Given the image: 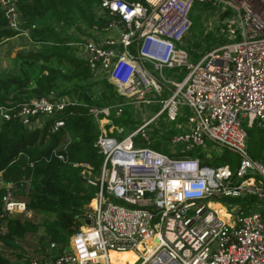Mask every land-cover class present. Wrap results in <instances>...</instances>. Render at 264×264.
Masks as SVG:
<instances>
[{"label":"built area","instance_id":"obj_1","mask_svg":"<svg viewBox=\"0 0 264 264\" xmlns=\"http://www.w3.org/2000/svg\"><path fill=\"white\" fill-rule=\"evenodd\" d=\"M195 1L228 14L218 20L225 41L190 62L182 45ZM16 2L0 0L13 30L20 22ZM94 16L100 21L79 23L82 31L70 45L89 80L108 81L121 99L88 108L98 129L93 146L102 159L96 174L86 162L72 163L93 188L82 224L61 249L54 242L45 249L38 245L28 264H110L108 252L122 250L135 253L132 264H264V162L249 157L243 126L264 127V0H98ZM19 35L29 42L26 31ZM172 67L185 72L179 79L166 77L162 71ZM79 104L53 90L19 103L0 102V125L16 117L35 129L49 120L54 132L63 126L58 114ZM140 105L158 108L115 136L110 114L118 117L124 107L133 113ZM161 116L180 129L165 134L167 153L150 146V131ZM68 141L52 156L64 161L59 151ZM206 144L233 153L236 166H209L207 154L191 155ZM29 189L30 177L11 181L0 175L1 232L8 218L33 217L25 203ZM214 196L254 197L256 209L222 208L224 219L211 207L218 203L208 201Z\"/></svg>","mask_w":264,"mask_h":264},{"label":"trees","instance_id":"obj_2","mask_svg":"<svg viewBox=\"0 0 264 264\" xmlns=\"http://www.w3.org/2000/svg\"><path fill=\"white\" fill-rule=\"evenodd\" d=\"M97 4L98 0H17L20 14L18 30L6 26L0 9V43L24 30L32 44V49L25 53L17 51L13 56L14 68L0 75V102L19 103L31 97L44 96L49 90L58 89L64 84L68 86L60 88L58 94H68L80 102L58 114L57 118L63 120V126L54 132L48 130L49 120L35 129H27L16 117L0 125L2 179L17 181L22 176L30 177V189L25 195L27 208L54 214L51 221L42 224L20 221L16 217L8 218L4 223V232L0 233V241L10 247H15L13 239H20L27 232L35 234L38 227L42 226V233L37 237L40 248L44 249L49 242H54L61 249L67 237L82 224V216L92 197L93 188L80 175L81 167L73 166L72 163L86 162L93 174L98 172L102 158L93 146L98 129L88 108L113 103L120 100L121 96L108 81L89 80L90 74L86 66L82 59L74 55V49L70 45L78 38L69 29L73 26L80 33V25L89 26L99 22L94 16ZM213 9L208 1L192 3L188 14L190 27L184 44L193 52V57L201 55L207 47L217 46L225 41L222 35L203 33L201 13ZM226 14L228 12H222L218 17L223 19ZM215 41L221 42L210 45V42ZM92 84L101 85L102 91L92 94L88 90ZM127 115L129 112L124 107L118 117L111 113L110 121L118 122ZM181 117L177 120L182 121ZM263 128L252 125L246 130V150L254 160L264 159ZM177 131L180 129L170 128L167 134ZM150 134L154 137L150 146L166 152L167 136H158L155 128L151 129ZM65 137L69 141L59 151L64 158L61 161L52 156L51 152ZM223 155L222 162L229 164L231 168L236 166L237 159L233 153L224 150ZM214 163L218 164L220 161ZM121 259L124 264L134 261L129 254H122ZM0 264H6L1 256Z\"/></svg>","mask_w":264,"mask_h":264},{"label":"rangeland","instance_id":"obj_3","mask_svg":"<svg viewBox=\"0 0 264 264\" xmlns=\"http://www.w3.org/2000/svg\"><path fill=\"white\" fill-rule=\"evenodd\" d=\"M218 20H220V19L218 17V14L216 13L215 9L211 10L210 12L201 13V27L203 28V33H210L211 36H216V35H222V36L224 35L225 36L224 29L219 24ZM71 28H70L71 34L76 35L77 32L74 31L75 30L74 27L72 30H71ZM67 31H68V29H67ZM199 38H201V37L199 36ZM10 40H12V42H10ZM4 41L10 43V44H7L10 48H5L7 53H8V56L10 53L15 55V53L17 51L25 53L29 49H32L31 42L30 41L27 42V40H25V37L22 35H17L16 37L14 36L13 38H10V39L4 40ZM221 41H215L213 43L210 42V45L220 43ZM5 42H2L0 44H3ZM182 47L187 51L188 60L190 62H194L196 59L199 58L200 55H196L195 57H193V52L190 51L189 47L186 46L184 43H183ZM211 47H213V46H210V48ZM207 48L208 49L204 50L202 53H204L210 49L209 47H207ZM3 54H4V50H3ZM1 58H3V67H4V65L6 67H11V62H9V59L4 58V57H1ZM1 58H0V60H1ZM14 65L15 64H12L13 68H14ZM7 70H9V69L8 68L7 69L1 68L0 69V75L5 73V71H7ZM184 72H185V70L183 68L180 69V67H172L170 69H164L162 71V73L166 77H174L175 79H179L184 74ZM64 85H65V87L68 86V84H64ZM64 85H62L60 88H62ZM60 88L53 89L54 93L58 94ZM88 90L92 94L96 95V93L102 91V86L99 84H92V85H89ZM64 94L65 93L58 94V95H64ZM66 95H68V94H66ZM157 108H158V105H140V106L136 107V109H133L134 111H136L133 113L127 108L129 115H127V117L125 119L121 118L118 122L109 120L110 124H112L115 128V131L113 134L117 137L124 136L131 129H133L137 124H139L142 120H144L151 113H153L154 110ZM181 114H186L185 108H182ZM180 117H181V115H180ZM181 119H183V118L181 117ZM154 123L158 124V128L156 130H157V132H159V130H161L162 135L169 133V129L172 128V123L164 122L162 116L157 121H155ZM152 125H153V123L150 126H152ZM243 126H244L245 131H246L248 127H245V124ZM117 128H120L119 133L116 130ZM263 132H264V128H263ZM159 135L160 134L158 133V136ZM150 139H151V141L154 139L152 134H150ZM64 140H65V138L63 139V141ZM246 142H247V134H246L245 143ZM174 148L178 149L179 146L175 145ZM224 150H226V149H224L222 147L214 148V147H212L211 144H206V149H203L202 147H195L191 151V155L196 156L197 154H199L200 156L201 155L203 156V154H207L208 159H206L204 164H207L209 166H214V165H220V164L224 163V162H222V158L224 156L223 155ZM165 153H167V151ZM214 161H220V163L216 164V163H214ZM260 161L264 162V159H261ZM111 200L119 203V201L116 199H111ZM208 201L217 202L225 211H232V209L235 206H237V204H240L242 207H244L243 209H245V210H246V207H248L249 209L246 211L247 213L256 209L255 198L250 197V196H244L243 198L223 197V196L215 197L214 196V197L209 198ZM220 206L211 205V207L213 209H215L217 213H223ZM223 215H225V214L223 213ZM16 218H20V217H16ZM53 218H54L53 213L42 212V211H33V217H31L30 219L20 218V221L26 220V221H31L33 223L42 224L43 222L51 221ZM4 227L5 226L3 225V229H2L3 232H4ZM3 232H1V228H0V233L2 234ZM41 233H42V226L38 227V230L35 234L27 232L24 234V236L22 238L13 239L12 243L15 245V247H10V246H8V245H6L0 241V256L6 260V264H28L29 258L38 255L37 246L39 245V243H37V237ZM51 252H53V251H51ZM110 258L112 259L113 263H118V262L123 263L121 261L122 260L121 259L122 254H118V253L117 254H111ZM132 263L133 262L130 261V264H132Z\"/></svg>","mask_w":264,"mask_h":264},{"label":"crops","instance_id":"obj_4","mask_svg":"<svg viewBox=\"0 0 264 264\" xmlns=\"http://www.w3.org/2000/svg\"><path fill=\"white\" fill-rule=\"evenodd\" d=\"M16 37V36H15ZM5 42V41H4ZM10 42H12V40H10ZM7 44H10V43H8V42H5V43H3V44H0V58L1 57H4V58H7V59H9V62H11V67H6L5 65H4V67H3V58H1V60H0V69L1 68H8L9 70H11L12 69V64H13V62H14V59H13V56H14V54H9V56H8V53H7V51H6V49L5 48H10ZM14 48V47H13ZM19 48V47H18ZM2 50V51H1ZM3 50H4V54H3ZM2 54V55H1ZM6 72V71H5ZM41 126H39L38 128H40ZM214 205H218V204H214ZM219 206V205H218ZM221 208V210L223 211V209H222V207H220ZM223 213H224V211H223ZM133 253V252H132ZM135 254V253H134Z\"/></svg>","mask_w":264,"mask_h":264},{"label":"bare ground","instance_id":"obj_5","mask_svg":"<svg viewBox=\"0 0 264 264\" xmlns=\"http://www.w3.org/2000/svg\"><path fill=\"white\" fill-rule=\"evenodd\" d=\"M218 215H219L220 217L226 219V215H223V213H218ZM117 253H118V254H129V255H131V256L134 258V260L136 259V255H135L134 253H132V251H130V250L109 251V252H108V255H109V261H110V264H124V263H120V262H118V263H113L112 259L110 258V255H111V254H117Z\"/></svg>","mask_w":264,"mask_h":264},{"label":"water","instance_id":"obj_6","mask_svg":"<svg viewBox=\"0 0 264 264\" xmlns=\"http://www.w3.org/2000/svg\"><path fill=\"white\" fill-rule=\"evenodd\" d=\"M83 223H84L85 225H88L89 221H88L87 219H84V220H83Z\"/></svg>","mask_w":264,"mask_h":264}]
</instances>
